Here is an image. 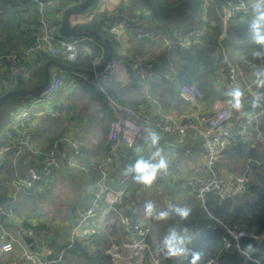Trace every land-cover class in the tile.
Here are the masks:
<instances>
[{
  "label": "trees",
  "instance_id": "16d2710c",
  "mask_svg": "<svg viewBox=\"0 0 264 264\" xmlns=\"http://www.w3.org/2000/svg\"><path fill=\"white\" fill-rule=\"evenodd\" d=\"M71 1L75 3L77 0ZM146 1L153 9L152 13H134L128 15V18L125 19L157 27L162 31L165 38L174 41L170 46L165 45L161 39H138L131 32L133 37L131 47L133 49H129L128 54L126 50L127 55H123L122 52L114 51V45L117 44L116 39L113 38L114 35L101 29V23L106 16V12L99 9L95 10L90 18L86 17L80 23L84 28L95 30L111 40L113 45L112 57L125 59L124 71L127 75L135 82V85L148 86L147 91L149 95L158 99L164 109H175V113L179 115L190 111V105L183 100L178 92V86L182 83L197 84L203 92V102L209 103L213 95L218 96V98L223 97L222 99L226 98V94L224 96V91L222 90L224 88H220L217 93H212L211 85L215 84L210 79L216 71V67H219L218 60L221 57V45H226L231 53L238 56L248 55L252 57L256 56L255 53L257 52L260 55H264V45L255 42L254 33L251 29V23L256 15L254 10L248 14H237L230 17L227 20L224 38H220L223 28L218 16H211L212 13H208L211 26L208 28L206 34L192 37V43L188 47L183 48L175 42L176 38L172 35V32L181 28L180 35L184 36L186 32L201 25L203 22V0H192L191 4L180 14V16H183L181 20L173 18L172 15H162L150 1ZM162 1L167 5H174L180 0L167 3L164 0ZM226 1L210 0L209 6L217 2L220 8V4ZM55 2L56 0L50 8H47V11L54 25L58 27L62 8L56 7ZM56 8L59 11L57 17L53 15ZM216 9L219 10L217 7ZM84 12L86 11L79 14H83ZM118 14L121 17L123 16L121 12H118ZM170 19L171 21H167ZM39 27L38 9L34 1L0 0V94L13 88L32 87L39 84L43 76V65L50 58H56L63 63L79 68L89 69L92 67V60L95 57L101 56L102 60L107 53L103 42L95 38H93V42H83L79 56L73 62L63 59L60 54L59 57H56V55H48L41 51L36 52L34 53L35 57L31 61L27 60L25 62L26 73L19 74L16 78H11L7 55L15 51L21 53L27 45L32 43L35 35L38 33ZM156 50L161 51L154 56L152 51ZM136 56L143 59L145 72L143 77L131 68V64ZM66 73L70 74L73 72ZM167 76L170 78H167ZM105 83H107V93L111 94L118 103L131 106L138 112H146L142 108V105L148 102L146 94L140 91L134 95L122 93V90L118 88V84L114 81L113 73L109 75ZM246 109L249 112L258 110L253 105L247 106ZM156 118L159 117L157 116ZM245 120L246 113L239 118L233 115L231 117V129L241 127ZM253 127L254 122H251L250 128H247V132L251 133L249 138L238 136L233 139L232 143L224 150L220 162L216 165L218 168H216V171L219 173L233 174L235 176L244 173L248 176L249 183L245 191L222 199L218 198L216 194H209L203 206L190 194L188 186L184 184L185 192H180L179 197H176L175 202L171 206L172 209L176 207L189 208L190 214L187 218H181L175 211L169 208L170 205L165 208L170 214L164 220L156 219V217L152 220L150 216L145 218L140 216L135 202L140 206L145 205L149 202L148 198L151 196H148V190H141L139 193L133 192L138 188L132 187V184L136 183L133 179L134 173L124 175L126 180L121 185L125 186L124 212L132 221L147 220L150 223L151 232L148 235V243L150 246L155 243L153 248L158 251L161 258L160 264H191L192 253L194 252L200 254V258L195 264H205L209 261L212 264H264V240L256 242L253 237V235L264 233V148L258 142L255 144L251 143L252 139H256V132L260 136H264V114H258L257 116L256 132L252 129ZM166 135L157 136L166 137ZM16 136V128L11 129L8 134H0V145L11 142ZM193 136L195 139L191 141L192 143L197 139L196 134L192 130L185 132L178 143L177 150L178 148L179 150L182 149L185 153V148L191 145L189 141ZM53 140L54 137L51 139V144L47 150L41 153L38 159H41L51 148ZM141 144L146 149V145ZM144 149L143 151L146 152ZM37 165L35 161L31 160L24 164L22 169L19 168V172H13L11 177L24 175L29 166ZM16 166L19 167L17 162ZM78 172H74L73 174L69 170L53 172L50 176L37 181L36 186L30 189L28 193L20 194L18 199L7 196L9 183L4 178L0 179V202L5 203L6 200H9L4 209L6 213L0 218V224L6 227H17L18 225H22L23 228L29 226L35 227V225L41 228L43 226L47 227L45 226L46 222L43 220L46 215V202L38 199V197L49 195L55 177L62 178L67 173L71 175L74 184L77 182L78 185H76L80 186L82 183L81 175L83 176V174H79ZM86 176V183L90 185L95 183L94 179L96 175L92 173L86 174ZM121 176L123 177V175ZM163 182L152 185L156 186ZM89 194L90 187L83 186L81 191L72 197V204L77 199H86ZM132 197H134L135 202L132 200ZM29 200L35 202L36 205L32 208L26 207L25 205ZM155 203L153 204L155 205ZM9 212L15 214L16 223L11 219H7L10 218L7 215ZM72 213L76 215L74 210ZM3 218H5V222L2 221ZM168 227L171 228L169 231ZM67 229L65 228L61 231L57 229L56 233L61 238V242L55 244L54 249L56 251L65 247L66 242L65 240L62 242V238L67 234ZM228 229L244 230L250 234L238 241L240 249L250 252L249 258L242 257L239 254L235 242L231 240L228 234ZM173 231L178 236L184 238L183 247L187 249L186 254L175 257L167 255L163 241ZM94 236L92 244L76 242L74 249L70 251L76 256L78 254L83 255L85 258H94V264H114L110 255L105 252L106 249L112 243L119 244L131 239L119 224L117 217L111 213L106 215L104 228L99 230ZM3 256H7V261L0 264H8L12 258L11 253L0 254V258ZM51 257L52 259L57 258L56 255H52ZM146 262L150 263L146 260L144 264ZM50 264L61 263L54 260ZM120 264H126V262L122 261Z\"/></svg>",
  "mask_w": 264,
  "mask_h": 264
},
{
  "label": "built area",
  "instance_id": "2783aa9c",
  "mask_svg": "<svg viewBox=\"0 0 264 264\" xmlns=\"http://www.w3.org/2000/svg\"><path fill=\"white\" fill-rule=\"evenodd\" d=\"M36 3L39 16V30L31 44L27 45L21 53L12 52L7 55L9 61V71L11 78L26 73V61L29 56L36 52H44L48 55L61 54L62 58L73 62L80 53V48L84 41L93 42V36L85 31L80 34L64 37L57 32V28L51 20L47 11L55 0H32ZM77 0L76 2H81ZM202 14L203 22L197 28L191 29L181 36L182 29L173 30L172 35L176 38V43L186 48L192 43V37L206 34L211 26L209 22L206 0H203ZM75 2V3H76ZM259 0H227L217 11V16L222 23L223 32L220 38L225 37L227 20L237 14H248L254 10ZM264 7V6H262ZM101 29L113 34L116 37L122 31L128 30L136 35L138 39L156 40L161 39L165 45L170 46L174 41L164 37L162 31L155 26L131 22L118 14L106 15L101 23ZM221 57L219 59L218 69V87L224 88L229 94L226 99L216 101L214 109L208 111L203 108V92L195 83H182L178 86L179 95L190 105V111L179 116H164L156 118L146 112H138L130 106L120 105L110 102L113 112V121L108 132V144L106 155L103 160L81 163L79 156L81 149L75 140H70L67 136H60L53 140L51 149H49L41 159H38L37 166H29L24 175L13 177L10 180L8 194L9 197L16 198L20 194H26L30 189L36 186L37 181L50 176L51 173L59 171L65 164L69 168H74L82 173H97L94 183V190L89 205L78 214V218L70 227L68 243L59 251L54 249L51 238L53 229L49 227H39L37 225L23 228L6 227L0 224V252L8 253L18 250L16 257L9 264H50L52 261H58L63 258L66 251L74 249L76 242L92 244L95 234L101 230L105 223L106 215L111 213L118 219L119 224L131 237L130 240L119 244L112 243L107 249L114 264H120L127 261L126 264H160V256L157 250L152 249L148 243V235L151 232V225L147 220L132 221L124 212L125 186L123 180L119 178L120 166L126 158L122 149V144L129 146L138 142L146 146L152 145L150 133L159 136L171 135L173 143L178 144L181 137L192 130L200 138V156L203 161V172L190 174L186 177L185 184L188 186L191 194L205 205L206 197L209 194H216L218 198H227L245 191L248 186L249 178L244 173L242 175L222 174L216 171V165L220 162L224 150L238 136L250 137V123L254 122L252 128L256 132L257 116L264 114V55L249 57L248 55H235L230 52L226 45H221ZM101 61V56L92 60V67L95 68ZM125 59L111 57L100 71H95L91 75H82L86 83L104 92L102 83L106 81L110 74L121 70ZM131 68L144 76L143 59L136 56L131 64ZM167 78H170L167 76ZM66 82V76L63 71L57 67H52L49 73V80L46 86L37 95V101H50L49 108L36 113L32 105L23 107L16 115L15 121L22 127L21 135L16 141L0 146V167L5 163V156L9 152H14V157L18 156L21 146L26 144L25 133L27 120L32 115L46 114L50 117L69 116L71 113L68 99L66 97L55 98L57 92ZM241 93L239 107H234L233 96L231 93L235 90ZM245 102L244 106L240 104ZM256 106L255 112H249L247 106ZM236 108V110H235ZM246 113V120L239 128L231 129V117L235 115L239 118ZM67 142L70 145L69 153H65L61 144ZM258 142L264 148V136L256 132V139L251 143ZM191 152L190 147L185 148V154ZM167 162V168L159 170L152 184L168 180L172 174L171 167L166 155H163ZM114 170V174L110 173ZM117 181L116 186L114 182ZM8 197V198H9ZM0 202V218L5 214L6 203ZM16 223L15 214L7 213ZM24 229L33 237L34 241L40 246L41 252L29 251L22 242L19 230ZM228 234L235 242L239 254L242 257H250V252L239 248L238 241L242 237L250 234L244 230L228 229ZM256 242L264 240V233L253 235ZM56 255V259H52ZM205 264H212L211 261Z\"/></svg>",
  "mask_w": 264,
  "mask_h": 264
},
{
  "label": "crops",
  "instance_id": "0c3cea01",
  "mask_svg": "<svg viewBox=\"0 0 264 264\" xmlns=\"http://www.w3.org/2000/svg\"><path fill=\"white\" fill-rule=\"evenodd\" d=\"M168 1L171 2L174 0H167V2ZM72 3H74V2L71 0H56L55 6L58 7L59 9L62 8V10H63L66 6H68ZM98 9L106 12V15L113 14V13L118 14V12H121L123 15L122 16L123 18H128L127 17L128 15H131L134 13H140V14L152 13V10H153L152 7L147 3L146 0H97L96 5H95V7L92 8V10L88 9L83 14H75L72 17H70V23L81 25L80 22L85 20V19L83 20V18H86L88 13H89V18H90V16L93 14V12L95 10H98ZM58 12L59 11L56 8L55 14H53V15H55V17H57V15L59 14ZM80 17H83V18H80ZM171 19H173V18H171ZM171 19L167 20V21H171ZM146 23H148V22H146ZM121 33L122 34L116 35V37L119 38L120 40L117 44L114 45V47L117 45H120L123 54H126V50L128 48L133 49V47H131V45L133 44V43H131L133 40V37H132V33L128 30L122 31ZM34 57H35V54L31 55L28 58V61L29 60L31 61ZM124 72L125 71H124V66H123V68L121 70H118L115 73H113L114 74V81L118 84V88L122 90V93L134 95L135 93H139V91H140V92H143L144 94H146L148 96V102L146 104L142 105V108L144 111H146L147 113L152 114L156 117L158 116L159 118H163L164 116H179V114L175 113L176 112L175 109L170 110V109L162 108L158 99L153 98L149 95V93L147 91L148 86H146V85L145 86L135 85V82L129 77V75H127L126 72L125 73ZM63 73L66 76V82H65V84H63L61 86V88L57 92L55 98L66 97L69 100L68 103H69L71 113L69 116L64 115V116L55 117V118L49 116L50 118H53L56 121L61 120L62 121L61 124H60V122H57V123H55V122H51V123L40 122L41 118H44V116L46 117V114L45 115L44 114L37 115V117L33 118L31 120V125L30 126L27 125V128H28L27 130H29L28 132H31V137H32L30 142L27 141L30 151L29 152L23 151L18 155V157H16L17 160L19 161V163L26 164L27 162H29L31 160L34 161L38 155L40 156L41 153H43L47 150V148L51 144V139H53V137H54V139H56L57 137H60L63 135L67 136L70 140H75L79 144L80 149H81L79 161L81 163L86 164V163L101 161L104 159V157L106 155V149H107V144H108V132L110 130L111 123L113 121V114H111V112L105 113L104 120H103V140H100L101 139L100 135L93 136L94 138L91 136H88L87 141H84L81 138L79 140L76 139V137H75L76 134L78 133L79 129L82 128L83 119H79V117L76 116V109H77L76 102L73 98L71 99L70 96L73 97L74 94L81 93L83 91H86L87 93H91L92 95H97L96 93H98V92L94 93L93 90L98 91L99 89H97V88L91 86L90 84L86 83L83 76L78 74V73H75L77 75L73 74L74 72L67 74L63 71ZM105 82L106 81H104V83ZM106 84L107 83H105V85ZM105 88L106 87H103L104 92L101 90H99V92L106 94L107 89H105ZM222 90L224 91V96L226 94V98H227L229 96L228 92L226 93L224 89H222ZM217 97L218 96L213 95L212 98L209 100V103H206V101H204L203 102L204 110L210 111V110L214 109V107L216 105V101L219 99L223 100L222 99L223 97H221V98H217ZM226 98H224V99H226ZM20 99H21L20 102L22 103L23 98H20ZM36 99L37 98L28 101L25 106H28L29 104L32 105V107L36 113H38L42 110H47L49 108L50 101H46V100L37 101ZM106 102H107V98H106ZM110 102L116 103L111 98H108V104L111 106ZM118 104H120V103H118ZM244 104H245V102L241 103L240 107H242V105H244ZM13 105L14 104H12L10 106L9 110H12ZM120 105H122V104H120ZM25 106H22V107H25ZM124 106H127V105H124ZM12 117H11V119H12ZM47 117H48V115H47ZM61 117H63V118H61ZM14 126H15V124H7L6 127L0 128V134H8L10 128H12ZM169 136H171V135H166V137H159V140L157 142V146H158L157 148H159L161 150L162 156L166 155V157L169 161V165H170L171 170H172V174L168 180H165L161 184V186L163 188H159V186H157V185L155 186L152 184L150 186H148L149 187L148 192L151 191L153 193V194H151V197H153V198L160 196L159 193H162L163 191H166V193L170 195V189H172L173 192H175V191H177L178 193L182 192V191L185 192L184 184L186 183L185 182L186 177L190 174H196V173H198V171H200L202 169L203 161H202V158L200 156V153H201L200 142L197 141V139H196V141H194L192 143L191 141L193 139H195V137L193 136L189 141V142H191V145L188 146L191 148V152L189 154H185L182 149L179 150V148H178L179 151L177 150L178 144H176V149H175V145L173 143L172 136L171 137H169ZM197 137L198 136H196V138ZM186 143H187V141H186ZM141 145L142 144L140 142L129 145V146H126L123 144L121 145L122 149L124 150V152L126 154V158L123 160L122 166H120V172H121L120 174L123 175V177L120 175L119 178H121L123 180V183L126 180V177L124 175H127L129 173L127 170L128 167L133 165L137 159H140V158L148 159V158H150L152 153L154 151H156V149H157V148H154L153 146H146V149H144ZM139 146H140V148H139ZM61 147L63 148V150L66 154L69 153L70 145L67 142H63V144H61ZM143 149L146 152H144ZM34 154H36V157H33ZM9 156H10V154H9ZM5 168H6V166L4 167V165L0 168V171H1L0 174L4 173L3 171L5 170ZM61 170H69L72 174L74 172L79 171V170L74 169V168H69L65 164L63 165V168ZM110 171H111L110 173H112V174L115 173L114 170H110ZM5 172H8V174H9L10 171L5 170ZM78 173L83 174V176L81 175L82 178L80 177L82 179V183L80 186L73 185L74 180L71 179V175L69 173H67L62 178L61 177H59V178L55 177V179H54L55 187L53 185V190L48 195V197H51V198L54 196L55 197V203L60 204L58 201V197L60 196V193L59 192L55 193V188L63 189L65 187V185L71 184V185H68L65 187L64 192L66 193L67 191L74 190L73 191L74 195L70 197L66 194V198H68V200L65 201L64 211H68L69 213H72L74 210L76 212L75 220L78 218L79 212L83 211L89 205L91 198H92L93 190H94V183L92 185H90L89 183H86V180H87L86 174H92L93 173L94 175H97V173L95 174V172H93V171L89 172V173H82L81 171H79ZM11 176L12 175L4 176V177H1L0 179L4 178V180H7V182L10 183V179L12 178ZM178 182H180V187L177 185ZM114 184L117 186L118 182L115 181ZM83 186L90 187L89 196L86 199L83 198V200H81V198L77 199L72 204V197L75 196V193L80 192ZM9 192H10V189H8V194H9ZM8 194H7V196H8ZM190 194H191V192H190ZM148 196H149V194H148ZM159 207H160V205H159ZM165 208H166V206H165ZM137 210H138L140 216H142L144 218L149 217V215L147 216L145 212H143V213L141 212V206H139L137 208ZM161 211H166V210H163V206L161 207ZM159 212L160 211L156 210V206H154V212L150 216V218H152V220H154V218L156 217V215ZM75 220H74V222H75ZM104 224L105 223H103V227H101L100 229L104 228ZM72 225H73V223H72ZM56 232H54V235L51 238L53 246H55V244H59V242H61V238L58 236V233H56ZM63 240H65V242H66V234L62 238V242H63ZM154 244L155 243H153L151 246H152V249L155 250V248H153ZM4 253H6V252H4ZM4 253L0 252V254H4ZM8 253H11L12 258L9 261H12L16 257L18 250L8 252ZM124 262L127 263V261H124ZM20 264H22V263H20Z\"/></svg>",
  "mask_w": 264,
  "mask_h": 264
},
{
  "label": "rangeland",
  "instance_id": "374dc122",
  "mask_svg": "<svg viewBox=\"0 0 264 264\" xmlns=\"http://www.w3.org/2000/svg\"><path fill=\"white\" fill-rule=\"evenodd\" d=\"M164 1L167 3V0H164ZM206 2H207V5L209 6L210 0H206ZM203 3H204V1H203ZM223 4H220V5L222 6ZM95 5L96 4H94L92 7L88 8V9L92 10V8L95 7ZM216 7L219 9V6H218L217 2H214V5H210L209 6L208 13L209 14L212 13L211 16H216L217 17V11L218 10L216 9ZM88 9H86V10H88ZM213 11H214V13H213ZM72 16L73 15H71L70 17H72ZM87 17L89 18V13L87 14ZM172 17L176 18L178 20H181L183 18V16H180V14H176V15L172 14ZM80 18H83V17H80ZM84 19L85 18H83V20ZM120 34H122V33H120ZM113 38H115V36H113ZM129 49L130 48L127 49V54L129 53ZM114 51L122 52V49H121L120 45L115 46L114 47ZM160 51L161 50L152 51V54L154 56H156L157 53H159ZM127 54H123V55H127ZM56 57H59V54H57ZM218 65H219V60H218ZM216 68H217L216 71L212 74V76L210 78L211 82H215L216 81L214 83L215 85L212 86L210 84L211 87H212V93H217L218 90H220V87H218V78H217L219 67L217 66ZM102 85H103V87H106L104 82L102 83ZM93 92L94 93L98 92V93H96L97 95H92L91 93H87L86 91H83L81 93L74 94L73 97L70 96V98L71 99L73 98L75 100V102H76V106H77L76 116H78L79 119H83L82 128L79 129L78 133L75 136L76 139H78V140L81 138L82 140L87 141L88 140V136L93 137V136H98V135L101 136L100 140H103V120H104L105 113L111 112V114H113L111 106L108 104V98H111L116 103H118L115 100V98L109 93L104 94L102 92H99V90L98 91L97 90L96 91L93 90ZM36 96L37 95L31 96V97L26 96V97H24L22 99V103L20 102L21 99L16 97V98H13V99L9 100L8 102H6L4 104V106L2 107V111L0 113V128L6 127L7 124H15L14 127L10 128V130L11 129H15V128L17 130V136L14 139V141H16L17 138L21 135V131H22V127L17 124V122L15 121V116L14 115H16L23 108L22 106H25L28 101H30L32 99H35V98H38ZM106 98H107V102H106ZM12 104H14L13 108H12V110H9L10 106ZM235 110H236V108H235ZM11 117H12V119H11ZM35 117H37V115H36V113H34L32 111V115L30 116V118L27 120V123H26V133L24 135L26 144H23L21 146L20 153L23 152V151H26V152L30 151L28 142L31 141L32 137H31V132H28L29 130H27L28 129L27 125L30 126L31 125V120L33 118H35ZM61 118H63V117H61ZM40 122H46V123H51V122L57 123V122H60V124L62 123L61 120L56 121L53 118H50L49 116L47 117V115H46V117L44 116V118H41ZM197 141L200 142V138L199 137H197ZM5 144H7V143H4L2 145H5ZM106 151H107V149H106ZM9 154H10V156H9ZM38 156L36 157V154H34V156H33V157H36V159L34 160L35 163H37V161H38ZM16 157H18V156H16ZM16 157H14V152H9L5 156L4 167L6 166L5 170H9L10 172L8 174V172H5V170H4L3 171L4 173L0 174V178L4 177V176L12 175L13 172L14 173L19 172L18 171L19 168H21V169L23 168L24 163H19V161L17 160ZM16 162L18 163L19 167L16 166ZM203 171H204V169H201L200 171H198V173L203 172ZM76 184L78 185L77 182H76ZM76 184H73V185L77 186ZM53 185L55 187L54 180H53ZM53 185L51 187V191L53 190ZM68 185H71V184H67V185H65V187L68 186ZM177 185L180 187V183L179 182L177 183ZM157 186H159V188H163L161 186V184H159ZM65 187L63 189L55 188V193H57V192L60 193V196L58 197V201H59L60 204H56L55 203V197L54 196L51 198V197H48V195H47L45 197L44 196L38 197V199H41L43 202H46V208H45L46 215H45V218L43 220L47 224L45 226L50 227V228L53 229V234H54V232L57 231V229H59L61 231L62 229H65V228L67 229V227H68L67 234H66V244H67L68 243V236L70 234V227H71L72 223L74 222L76 215H74L73 213H69L68 211H64L65 201L68 200V198H66V194L68 196H70V197L74 195V193H73L74 190L67 191L65 193L64 192ZM132 187H134V188L138 187L137 189H135L133 191L135 193H139L141 190H145L146 191L149 188V187H146L144 184L138 183V182L133 183ZM40 194H38V195H40ZM147 194H149V196H151V194H153V193L151 191H149ZM159 194H160V196H157L156 198L150 197V198H148V200H149V202H152V203L156 202L155 205H154V206H156V210L161 211V207L162 206H163V210H165V206L168 207L169 205H172V203L175 202L176 197H179L180 192L179 193L177 191L173 192V190L170 189V195L167 194L166 191H163L162 193H159ZM75 195H77V193H75ZM19 197H20V195L17 196L15 199H18ZM132 200L135 202L134 197H132ZM138 200H140V199L138 198ZM35 205H36L35 202L29 200L28 203L25 206L26 207L28 206V207L32 208ZM159 205H160V207H159ZM135 206L139 207L140 205H138V203L135 202ZM141 212L142 213L145 212V205L144 204L141 205ZM2 221L5 222L6 221L5 218H3ZM170 229L171 228L168 227V231ZM63 242H64V240H63ZM66 244H65V246H66ZM63 256H64V258H62L61 260H58V261H60L61 264H94V258H85L83 255H78V254L76 256L71 251H66ZM9 259H10V257H9ZM6 261H7V256H3V257L0 258V263L1 262H6Z\"/></svg>",
  "mask_w": 264,
  "mask_h": 264
},
{
  "label": "water",
  "instance_id": "95a60500",
  "mask_svg": "<svg viewBox=\"0 0 264 264\" xmlns=\"http://www.w3.org/2000/svg\"><path fill=\"white\" fill-rule=\"evenodd\" d=\"M148 1H150L162 15L181 14L192 2V0H180L174 5H167L162 0ZM96 2L97 0H82L81 2L72 3L66 6L62 10L57 32L61 36L69 37L85 31L88 34L92 35L95 39L101 40L106 48L107 53L104 58H102L100 63L95 68L84 69L73 66L71 64L63 63L56 58H50L43 65V76L39 84L32 87L13 88L0 94V113L4 104L9 100L16 97H31L41 92V90L46 86L49 80V73L52 67H57L64 72H74L80 75H91L95 71H100L104 67L105 62L113 55V45L111 40L106 36L96 32L95 30L84 28L79 24L70 23L71 15L79 14L85 11L86 9L92 7ZM19 235L29 251H35L38 253L41 252L40 246L34 241L33 237L26 232V230L20 229Z\"/></svg>",
  "mask_w": 264,
  "mask_h": 264
},
{
  "label": "clouds",
  "instance_id": "9594fccd",
  "mask_svg": "<svg viewBox=\"0 0 264 264\" xmlns=\"http://www.w3.org/2000/svg\"><path fill=\"white\" fill-rule=\"evenodd\" d=\"M264 0H259V2L254 7V12L256 13L252 23L251 29L254 33V39L257 44L264 45ZM255 55H260L259 52L255 53ZM233 96L234 107H239L240 96L241 93L239 90H235L231 93ZM151 143L152 145H156L159 137L155 133H150ZM167 168V162L164 157L161 155V150L159 148L156 149L151 155L150 158L144 159L140 158L135 161V163L128 167L129 173H134L133 179L142 183L146 186H150L159 170H164ZM172 209V206H169ZM178 214L181 218H187L190 214V209L187 207H176L172 209ZM154 212V204L152 202H147L145 204V213L146 215L151 216ZM169 211H160L156 215V219L164 220L169 216ZM184 238L180 237L176 234L175 231L168 234L163 241V245L166 249L167 255L169 257H175L182 254H186L187 249L183 247ZM200 258L199 253H192V261L191 264H195V262Z\"/></svg>",
  "mask_w": 264,
  "mask_h": 264
}]
</instances>
